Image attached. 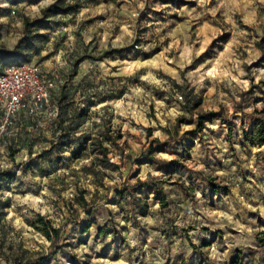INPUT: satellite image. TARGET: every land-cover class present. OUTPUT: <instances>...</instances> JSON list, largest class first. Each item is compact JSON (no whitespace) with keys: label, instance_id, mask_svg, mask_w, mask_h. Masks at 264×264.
Wrapping results in <instances>:
<instances>
[{"label":"rangeland","instance_id":"1","mask_svg":"<svg viewBox=\"0 0 264 264\" xmlns=\"http://www.w3.org/2000/svg\"><path fill=\"white\" fill-rule=\"evenodd\" d=\"M0 24V71L54 84L0 138V264H264V147L243 141L264 0H0Z\"/></svg>","mask_w":264,"mask_h":264},{"label":"built area","instance_id":"2","mask_svg":"<svg viewBox=\"0 0 264 264\" xmlns=\"http://www.w3.org/2000/svg\"><path fill=\"white\" fill-rule=\"evenodd\" d=\"M54 84L29 62L6 66L0 71V138L15 124L29 103H51Z\"/></svg>","mask_w":264,"mask_h":264},{"label":"trees","instance_id":"3","mask_svg":"<svg viewBox=\"0 0 264 264\" xmlns=\"http://www.w3.org/2000/svg\"><path fill=\"white\" fill-rule=\"evenodd\" d=\"M58 8V5L55 6H50L48 7L45 11H44V18L49 19L51 17H54L56 15V13L54 12V9ZM67 11V10H64ZM52 20L49 21V23H51ZM41 24V20H36L34 22H30L29 19H25V27L28 29H30V27H39V25ZM2 27V24H0V28ZM25 37L22 38L18 44L15 47V51L16 53H23L25 51V49L23 48V43L25 41ZM264 45V37L262 38V43L259 44V46H263ZM82 59H79V62H77L75 64V68H77V66L82 62ZM17 64L20 63H24V62H16ZM10 65H15V64H10ZM9 66V65H7ZM6 67V66H5ZM2 71V70H1ZM66 93L65 90L62 92V98L66 99ZM44 104V103H42ZM260 114L264 117V108L263 110L260 112ZM85 116V114H84ZM220 117V115L218 113H208V114H201L198 118L197 124H196V128L193 131L194 133H202L205 129V123L208 120H216ZM243 141L245 144L247 145H251L254 147H264V118H260L257 119V121L253 124L252 129L251 130H244L243 132ZM102 147V146H101ZM102 151L104 153V156L107 157L108 154V150L107 148H102ZM76 202L78 204L79 207H81L82 209H84L85 211H88L89 214H91V210H88V203L86 201V199L84 198V195H79L76 198ZM40 223L42 225L41 228H38L37 226L34 225V227H36V229H38V231H40L48 240H52L54 237L59 240L61 238L60 236V230H56L51 228V230H47L44 226H45V222H44V218L40 217ZM88 227V224H87ZM234 264H241L239 260H234L233 262Z\"/></svg>","mask_w":264,"mask_h":264},{"label":"crops","instance_id":"4","mask_svg":"<svg viewBox=\"0 0 264 264\" xmlns=\"http://www.w3.org/2000/svg\"><path fill=\"white\" fill-rule=\"evenodd\" d=\"M51 98H52V91H51ZM28 107V106H27ZM27 107L24 109V110H22L21 112H20V114L17 116V118L27 109ZM17 118H16V120H15V124H14V126L16 125V121H17ZM13 126V127H14Z\"/></svg>","mask_w":264,"mask_h":264}]
</instances>
